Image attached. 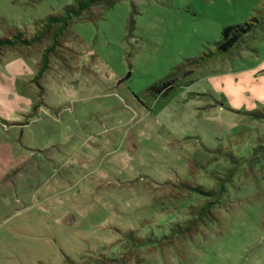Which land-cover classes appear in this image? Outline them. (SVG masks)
I'll use <instances>...</instances> for the list:
<instances>
[{"label": "rangeland", "instance_id": "374dc122", "mask_svg": "<svg viewBox=\"0 0 264 264\" xmlns=\"http://www.w3.org/2000/svg\"><path fill=\"white\" fill-rule=\"evenodd\" d=\"M72 2L0 0V37L33 34ZM93 11L64 33L39 87L48 39L0 55V264H264V18L228 53L180 69L215 51L225 26L264 16V0ZM173 71L167 96L147 94ZM218 178L213 218L178 236L202 200L183 185ZM128 234L148 243L127 246Z\"/></svg>", "mask_w": 264, "mask_h": 264}, {"label": "trees", "instance_id": "16d2710c", "mask_svg": "<svg viewBox=\"0 0 264 264\" xmlns=\"http://www.w3.org/2000/svg\"><path fill=\"white\" fill-rule=\"evenodd\" d=\"M120 0H73L71 4H67L62 7L58 13H49L43 18L36 21V30L33 34H25L21 30L10 32V35L0 37V55L3 49L6 48H19V47H31L33 45L41 43L44 39L49 40L48 46L44 49L37 73L35 75L34 82L39 87V79L43 76L48 66V58L55 50L61 45V40L64 33L71 26V24L77 18L84 17L87 20H94L97 16L94 14L93 9L106 10ZM264 18L263 14L259 17L252 16L249 20L242 24L228 25L221 30L220 40L216 43L215 51L204 52L196 58L188 59L180 69L184 68L186 71L184 75L191 74L195 68L201 67L206 62L228 53L243 38L255 30ZM177 68V69H179ZM176 71L171 72L165 79H162L147 88V94L151 96H158L160 99L167 96L176 86ZM259 115L264 113L259 112ZM229 156L230 154H226ZM232 158L231 156H229ZM235 160V158H232ZM223 179L218 178V182L209 188L203 189L201 186L191 187L187 184L183 186L190 188L194 194L202 197V200L190 206L185 218H183L179 224H176L171 230L178 236L191 235L193 231H197L198 227L205 224L207 219L213 218L214 207L221 200V195L224 192ZM126 240L124 243L127 246L139 247L147 244L140 238H134L130 234L125 235ZM96 264H107L108 258L103 255H98Z\"/></svg>", "mask_w": 264, "mask_h": 264}, {"label": "water", "instance_id": "95a60500", "mask_svg": "<svg viewBox=\"0 0 264 264\" xmlns=\"http://www.w3.org/2000/svg\"><path fill=\"white\" fill-rule=\"evenodd\" d=\"M128 76H129V74H128ZM128 76H126L125 79H126ZM135 97H136V96H135ZM136 98H137V97H136Z\"/></svg>", "mask_w": 264, "mask_h": 264}]
</instances>
